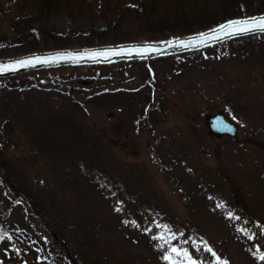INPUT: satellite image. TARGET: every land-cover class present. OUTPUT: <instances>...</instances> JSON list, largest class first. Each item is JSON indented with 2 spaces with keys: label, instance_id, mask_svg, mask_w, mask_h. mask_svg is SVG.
<instances>
[{
  "label": "rangeland",
  "instance_id": "rangeland-1",
  "mask_svg": "<svg viewBox=\"0 0 264 264\" xmlns=\"http://www.w3.org/2000/svg\"><path fill=\"white\" fill-rule=\"evenodd\" d=\"M227 5L0 0V46L25 17L70 35L54 47L115 46L187 36ZM158 59L0 81V264H169L170 246L196 264H264V36ZM217 113L236 137L209 135Z\"/></svg>",
  "mask_w": 264,
  "mask_h": 264
},
{
  "label": "water",
  "instance_id": "water-1",
  "mask_svg": "<svg viewBox=\"0 0 264 264\" xmlns=\"http://www.w3.org/2000/svg\"><path fill=\"white\" fill-rule=\"evenodd\" d=\"M252 18H264V14L248 18L234 19L203 32H198L192 35L168 40L126 43L115 46H102L93 48L62 49L39 52L16 58L0 59V67H8L12 69L9 71L0 72V79L47 68L112 64L134 60L158 59L161 57L177 55L180 53L204 50L232 39L263 34L264 31H253L248 32L244 35H224L219 31L222 25H227L228 23L235 21L250 20ZM184 45L187 46L185 47ZM91 53H101L103 55H98L96 59H91L89 57V54ZM73 57L81 58L75 59ZM37 58H39L40 60H48L51 58L58 59H56V62L54 63H37ZM24 60H31L32 64L27 67H20L18 62ZM204 121L209 135L212 137L234 138L238 134V124L234 122L226 113L206 115ZM34 181L36 184L38 183L37 179H35Z\"/></svg>",
  "mask_w": 264,
  "mask_h": 264
},
{
  "label": "trees",
  "instance_id": "trees-1",
  "mask_svg": "<svg viewBox=\"0 0 264 264\" xmlns=\"http://www.w3.org/2000/svg\"><path fill=\"white\" fill-rule=\"evenodd\" d=\"M232 1L234 3L233 9L230 7V5H227L228 7H230L232 9V11L228 12L224 17L213 18L212 16L214 14L211 13V15H209V16H211L212 18L208 16L209 19L210 18L211 19H210V21H207V25L201 26V27L193 29V30L189 29V26H188L186 29V32H184L182 34L191 35V34H195L198 32L206 31L208 29L217 27L223 23H226L227 21H231V20L238 19V18H248V17H253V16L264 14V11L259 10V9L256 10V8L262 2V1L259 2L260 0H232ZM230 2H231V0H230ZM253 5H255V7L252 8ZM253 9H254V11H250ZM34 22H36V19H34V18L31 19V18H26V17L23 20L16 21V24L20 25V26L17 25L20 28V30L17 31L18 37L12 41H5L3 43V45L0 46V59L16 58V57H20V56H24V55H30V54H34V53L44 52L47 50L54 51V50H62V49H74V48H65V46H63V45L62 46H55V47L52 46L50 43V40H52V42H54V44H57V42H59V44H64L65 42L70 41V35L65 34V33H59V35H58L55 32L54 33L53 32H47V31L42 29V32L46 35V40L42 39V35H41L42 32H40L41 30L33 28ZM183 22H185L186 24L190 23L187 15H186V19H183ZM111 29H113L111 27V24L106 23L103 26H97V27L91 28L90 30L86 31L84 34L88 38H90V36H92V37L96 36V37H98V39H101V38L107 37L109 35L110 31H112ZM256 36H264V33L259 34V35L245 36V37L229 40L227 42L241 41V40H245V39H248L251 37H256ZM98 39H96V40H98ZM166 39L165 38L157 39L155 37H152L148 40V42L166 40ZM93 41H95V40H93ZM133 42H138V41H133ZM68 44H70V43H68ZM222 44H224V43L212 46L210 48H215L217 46H221ZM109 45H111V44H96V43L90 42L89 44H87V46H84L81 48H93V47H102V46H109ZM157 60H159V59H153L154 62ZM130 62H132V61H126V62H123V64L130 63ZM110 65H114V64H100V66H102V67L110 66ZM20 76H22V75L2 78V79H0V81L3 82V84H7L4 87V89L10 90L8 83L11 82L12 79L20 77ZM8 177H10V176H8ZM48 264H74V263H73V260L71 258L67 257L63 261H55V260L50 259L48 261Z\"/></svg>",
  "mask_w": 264,
  "mask_h": 264
},
{
  "label": "snow or ice",
  "instance_id": "snow-or-ice-1",
  "mask_svg": "<svg viewBox=\"0 0 264 264\" xmlns=\"http://www.w3.org/2000/svg\"><path fill=\"white\" fill-rule=\"evenodd\" d=\"M220 32H222L224 35H244L248 32L253 31H264V18L256 19L252 18L250 20L245 21H235L230 22L227 25H222L219 29ZM185 47L187 45H184ZM98 55H103L101 53H91L89 54V57L91 59H96ZM63 58V57H60ZM75 59H80L81 57H73ZM56 59L58 58H51L48 60H40L37 58V63H54L56 62ZM20 67H27L30 64H32L31 60H24L18 62ZM12 70L8 67H0V72L3 71H9ZM155 238V237H154ZM162 239V238H161ZM205 250L212 253L213 256H215V253L212 251L211 248L205 247ZM257 252H259V249H257ZM175 257H182L183 261H186L187 264H196V261L192 259L191 255L185 251L178 249L174 246H170L169 254L164 257L165 260L169 261V264H181V262H178ZM258 259L261 261H264V255H259Z\"/></svg>",
  "mask_w": 264,
  "mask_h": 264
}]
</instances>
